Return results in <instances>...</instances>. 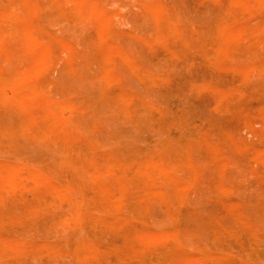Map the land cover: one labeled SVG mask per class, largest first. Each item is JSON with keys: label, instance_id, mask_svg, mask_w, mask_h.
I'll return each mask as SVG.
<instances>
[{"label": "rangeland", "instance_id": "rangeland-1", "mask_svg": "<svg viewBox=\"0 0 264 264\" xmlns=\"http://www.w3.org/2000/svg\"><path fill=\"white\" fill-rule=\"evenodd\" d=\"M58 1L61 7L48 9L50 0H0L2 11L8 2L23 3L25 26L40 37L62 39L79 53L70 57L66 49H58V61L38 80L48 84L50 98L63 100L59 105L76 109L50 111L40 104L32 120L9 108L0 121L22 127L21 138L9 150L0 147V166L17 167L22 177L30 171L43 175L70 157L71 164L64 167L70 176L92 165L121 162V175L102 181L126 188L129 201L117 214L104 215L96 208L104 196L88 189L94 195L88 213L105 225L92 232L84 225L72 224L70 229L59 225L63 208L57 211L50 205L55 202L53 189L66 181L56 173L45 185L18 188L3 199L6 222L0 226V242L19 245L23 252L3 256L0 264H77V253L85 249L96 253L86 264H264V30L236 45L215 39L199 58L163 53L174 44L195 47L203 38L219 35L220 29L262 28L264 3L251 1L243 10L233 9L230 0H94L106 11L100 17L113 29V36L106 39L93 23L62 15L76 4ZM157 1L174 11L182 32L169 27L167 19L158 22L145 8ZM36 5L43 10L32 14ZM6 28L0 22V31ZM158 38L163 46L156 56ZM15 48V43L0 42L2 50ZM119 50L130 52L142 70L137 75L112 68L117 82L110 90L94 77L107 68L98 62L112 61ZM27 59L16 63L22 66ZM9 69L0 56V70ZM150 77L164 78L165 86L150 84ZM7 91L12 97L23 94L16 84ZM111 93L136 102L111 104ZM237 95L247 98L241 103L244 113L219 109L220 103L229 106ZM147 104L162 113L151 115ZM126 105L131 115L120 111ZM50 113L68 123L59 141L44 142L23 130L30 126L43 133ZM78 153L84 155L77 158ZM155 160L166 163L171 175L149 179L137 174ZM73 182L80 187L87 180ZM76 198L83 200L81 194ZM28 210L39 212L40 221L24 228L18 224ZM252 236L258 240L250 251ZM45 251L48 255L42 256Z\"/></svg>", "mask_w": 264, "mask_h": 264}, {"label": "bare ground", "instance_id": "bare-ground-1", "mask_svg": "<svg viewBox=\"0 0 264 264\" xmlns=\"http://www.w3.org/2000/svg\"><path fill=\"white\" fill-rule=\"evenodd\" d=\"M64 1L72 2L76 4V7L68 12L64 10L62 15H73L77 18H80L84 22L93 23L98 32L101 31L103 35L105 34L107 36L106 39L113 36L114 33L110 21L100 17V15H106V11L102 8L100 3L94 0ZM251 1L264 3V0H230L233 9L240 7L243 10H246L248 4ZM56 7H61V3L58 0H50L46 6L48 9ZM145 8L148 11L155 13V17L158 22L167 19V21H169V27H171L176 32H182L178 26V22L174 18L175 13L170 7L165 6L161 2L157 1L147 5ZM42 10L43 9L40 5H36L31 12L32 14H36L40 13ZM25 13L26 11L24 10V4L21 2L16 4L8 2L7 9L5 11L0 10V22L7 24V28L3 31H0V42H11L15 43L16 45V48L13 51L0 49V56L4 57L10 66L9 70H0V119H4L9 115V108L12 109L11 111H13L16 116H28L32 120H35L33 110L40 104L44 105L50 111H53L56 108L76 109L72 105H59L61 98L59 103L50 98L47 91L48 84H40L38 83V80L44 78L47 75L50 66L58 61V49H66L69 52L70 57L77 56L79 53H77V51H75V49L71 46H68L62 39H53L50 34H48L45 38L36 35L29 27L23 24V17ZM261 27L262 28L253 30L246 29L244 31H232L230 29H224L221 32L220 29L219 35L215 36L214 38L207 36L208 38L205 37L202 41H198L195 47L191 46L190 44H174L173 46L164 49L163 53L165 55L183 54L188 57L191 56L199 58L205 54L206 50H210L209 48L215 39L230 41L233 45H236L245 36L250 38L258 37L260 35V31L262 29L264 30V26ZM162 43L163 42L161 38H158L154 43V52L156 56L161 52V48L163 46ZM25 57L28 58L25 61V64L19 66L16 63V60ZM90 60L91 59L88 61L90 62ZM134 61L135 59L130 52L119 50V52L113 56L112 61L98 62L102 67L106 65L107 68H102V70L97 75H95L94 81L100 80L101 82L107 84V89L114 88L117 79L113 78L110 70L115 67H122L127 71L140 75L142 68L134 65ZM148 82L155 86H165L166 84L164 78L159 80L157 78L150 77L148 78ZM11 84L21 86L23 94L16 97H14V95L13 97L9 96L6 91ZM198 88H201V83L198 85ZM10 91L12 93V90ZM13 93H15V91H13ZM110 101L111 104H119L121 101H126L129 106V103L134 104L136 99L132 97L129 98L127 96L125 97L124 95L117 93H111ZM246 101V97H243V95L242 97L237 95L229 106L225 107L220 103L219 109L228 114H241L245 112V106L241 105V103H245ZM128 106H123V108H120V111L124 114L131 115L128 109H126ZM146 108L151 115L162 113V110L159 107H156L152 104H147ZM45 117L46 120H48V127L43 133H39L36 129L30 126H25L23 130H25V132H27L29 135H39L44 142L59 141L60 133L66 130L68 123L61 117H58L52 113L47 114ZM20 128L22 127L9 126L6 123L0 121V147L3 151L9 150L12 146V142H18L20 140ZM166 128L167 127L165 124V129ZM54 129L58 132L55 133ZM167 139L169 142V140H171V136H169ZM83 155V153H78L76 157L78 158ZM181 155H183V153ZM187 159L189 158L187 157ZM65 161L66 164L62 165V167L56 166L53 170L44 171L43 175H38L37 173L30 171L26 177L19 175L17 167L11 169L7 166H0V226L6 222L5 216L3 215L4 212L1 213V210L5 207V202L3 199L6 197V195L15 192V190L18 188L31 190L33 187L45 185L54 173L66 181L64 182L65 185H63L62 188L55 187L53 189L55 202L51 203L52 205H50V207L57 211L60 208H63V210L60 211V218L58 222L61 227H67L70 229L72 224H78L84 225L86 229H89L92 232L104 228V223H102L99 219L90 216L88 213L89 206L91 205V201L94 198L92 197L94 195L90 196L87 191L88 189L93 190L97 195L104 196L102 205L96 207L98 208L99 212L104 215H109L110 213L117 214L118 209H120L122 205L129 201V193L126 188L121 185L117 186L106 184L102 181V178L106 176L121 175L119 174V171L122 169L124 165L123 163H105L102 166L92 165L90 168L85 169V171L82 173H76L69 176V173L64 170V167L70 165L72 159L68 157ZM145 167L146 171L138 170L137 174L139 173L140 175H146L149 179H154V177L157 175H171L170 168H168L166 163L163 161H151L148 162ZM122 178L123 175L121 180ZM80 179H86L87 183H82L83 185L80 187L75 186L73 181ZM76 194H81L83 196V200L77 199ZM63 205H66L67 207ZM29 211L30 213L27 214L26 218L19 222L18 225L27 228L40 221L39 212H32L31 210H28V212ZM251 239V247H249V249L250 251H253L256 246L255 243L258 239L255 236H252ZM0 245H2L4 249V254L1 255L0 253V260L3 259V256L9 255L14 257L20 255L23 252V249L19 247V245L15 246L7 240L1 241ZM47 255L48 251L42 253V256ZM76 256L75 261L77 264H86L87 262L96 258V253H93L89 249H85L84 252H78Z\"/></svg>", "mask_w": 264, "mask_h": 264}]
</instances>
